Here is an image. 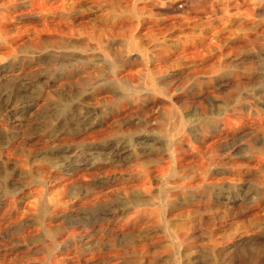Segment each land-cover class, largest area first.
<instances>
[{"label": "rangeland", "instance_id": "obj_1", "mask_svg": "<svg viewBox=\"0 0 264 264\" xmlns=\"http://www.w3.org/2000/svg\"><path fill=\"white\" fill-rule=\"evenodd\" d=\"M0 264H264V0H0Z\"/></svg>", "mask_w": 264, "mask_h": 264}]
</instances>
